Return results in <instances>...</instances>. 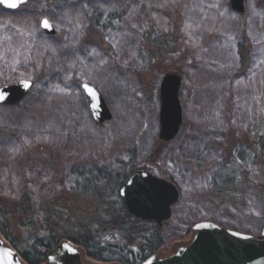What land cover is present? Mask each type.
Masks as SVG:
<instances>
[{
    "label": "rangeland",
    "instance_id": "obj_1",
    "mask_svg": "<svg viewBox=\"0 0 264 264\" xmlns=\"http://www.w3.org/2000/svg\"><path fill=\"white\" fill-rule=\"evenodd\" d=\"M244 6L242 12L229 0L0 6V86L32 82L22 102L0 104V207L25 197L30 204L26 213L1 214L18 251L66 233L102 255L94 260L69 241L90 264L138 262L144 241L126 240L118 195L135 170L173 180L180 192L162 225L145 226L146 237L162 244L151 255L167 257L190 242L201 221L260 234L264 196L256 183L264 182L258 160L264 149L254 140L264 132V0ZM42 16L56 29L53 36L40 27ZM165 72L181 76L183 116L168 142L158 138ZM82 83L100 91L110 120L92 118ZM229 171H237L230 186L222 182Z\"/></svg>",
    "mask_w": 264,
    "mask_h": 264
},
{
    "label": "water",
    "instance_id": "obj_2",
    "mask_svg": "<svg viewBox=\"0 0 264 264\" xmlns=\"http://www.w3.org/2000/svg\"><path fill=\"white\" fill-rule=\"evenodd\" d=\"M26 0H0V5L15 9ZM231 8L244 10V0H229ZM15 4V7L8 6ZM47 20L45 28L42 21ZM47 18H41L40 27L48 35L56 29ZM181 76L175 72H165L159 85V132L158 138L168 142L176 137L183 120L179 98ZM30 80H18L0 86V104L16 105L21 102ZM81 88L89 99L92 118L99 123L111 119L112 113L100 91L91 84L82 83ZM90 89V90H89ZM120 195L127 211L145 220H154L162 225L171 216V207L179 200V190L172 181L152 175L148 171H135L120 188ZM194 236L190 242L177 247L172 254L163 257L151 255L140 264H264V226L258 235H250L221 227L210 221H201L193 226ZM46 264H90L82 258L81 251L61 240L45 253ZM0 264H27L18 252L0 236Z\"/></svg>",
    "mask_w": 264,
    "mask_h": 264
},
{
    "label": "trees",
    "instance_id": "obj_3",
    "mask_svg": "<svg viewBox=\"0 0 264 264\" xmlns=\"http://www.w3.org/2000/svg\"><path fill=\"white\" fill-rule=\"evenodd\" d=\"M29 94V93H28ZM27 94V96L25 97V99L29 96ZM23 101V100H22ZM21 101V102H22ZM254 137V136H253ZM255 138V137H254ZM256 143V146L259 149H264V132L260 133L259 135H257L256 140H254ZM223 148H225V146H223ZM256 148V149H257ZM261 154V152H260ZM259 154V158L258 160L260 161V164H264V155H260ZM238 157V156H237ZM231 170V169H229ZM237 171H229V174H225V176L222 175V182L225 185V183L230 186L231 183L233 182V180H235V178H237ZM173 181V180H172ZM262 177L260 178L259 181H257L256 183V187L261 190V192L263 193L264 196V182H262ZM122 183V181H121ZM123 184V183H122ZM251 185V189L254 187ZM121 186V185H120ZM118 188V187H117ZM116 188V189H117ZM118 192V189L117 191ZM119 195V194H118ZM264 199V197H263ZM120 200V204H121V208L123 210V212L126 215V218L124 219V221L120 222V226L124 228V230H126V240H131V241H136V240H143L144 244L142 245V252L143 255L141 256V258L138 259V262H136L135 264L139 263L140 261H142V259H145L146 257H148L149 255H151L152 253H154L156 251V248H158L159 246H161V242H159L158 240H156L155 244L153 241V237H146V229L145 226L147 225H156V223L152 220H145V219H140L138 217H133V215L129 214L127 212V210L125 209V205L122 202L121 198H119ZM55 207V206H54ZM30 208V204L27 202L26 197L22 200H20V203L18 205H12V207H0V224L2 223L1 219H2V215H10V214H14L16 211H21L22 214L26 213L27 210H29ZM2 214V215H1ZM154 226V227H155ZM151 227V226H150ZM0 236H2L5 240H9L11 242V245L13 249H15L18 254L20 255V257L27 263V264H45L46 262V254L48 250L52 249L53 247H55L61 240L63 241V239H66L68 241H72V243H76L79 245H82L83 247H86V254L88 255V257L93 258L94 260L97 259L99 261H103L102 260V255L100 254V256H98L97 254H95V252H93L92 250L88 249V246L86 244V242H84V240H79L77 238H74L71 234H66L64 233V235H62V237H58L56 238L55 242L52 243H44V242H40L37 243V246H35L33 248V251H29L28 249L25 251H18L17 250V246L15 245L13 239L9 236V232L7 229H4L3 227H1L0 225ZM125 263L123 264H134V263H128V261H124Z\"/></svg>",
    "mask_w": 264,
    "mask_h": 264
},
{
    "label": "flooded vegetation",
    "instance_id": "obj_4",
    "mask_svg": "<svg viewBox=\"0 0 264 264\" xmlns=\"http://www.w3.org/2000/svg\"><path fill=\"white\" fill-rule=\"evenodd\" d=\"M20 6V5H19ZM18 6V7H19ZM244 7V9H245V6H243ZM17 8V7H16ZM244 11V10H243ZM242 12V11H241ZM41 18H46V17H41ZM41 21V20H40ZM135 171H139V170H135ZM135 171H132L130 174H129V176L131 175V174H133ZM142 171H147V170H142ZM149 172V171H148ZM149 173H151V172H149ZM152 174V173H151ZM152 175H154V174H152ZM128 176V177H129ZM156 176V175H155ZM128 177H126V180L124 181V183L127 181V179H128ZM159 177V176H158ZM163 178V177H162ZM167 179V178H166ZM169 180V179H168ZM124 183L120 186V188L124 185ZM120 188H118L119 189V196H120V198H121V200H122V202L124 203V201H123V199H122V197H121V195H120ZM125 204V203H124Z\"/></svg>",
    "mask_w": 264,
    "mask_h": 264
},
{
    "label": "snow or ice",
    "instance_id": "obj_5",
    "mask_svg": "<svg viewBox=\"0 0 264 264\" xmlns=\"http://www.w3.org/2000/svg\"><path fill=\"white\" fill-rule=\"evenodd\" d=\"M8 6H10V7H15V4H9ZM41 23H42L43 27H45V28H48V27H49V23H48L47 20H44V21H42ZM89 90H90V89H89Z\"/></svg>",
    "mask_w": 264,
    "mask_h": 264
}]
</instances>
